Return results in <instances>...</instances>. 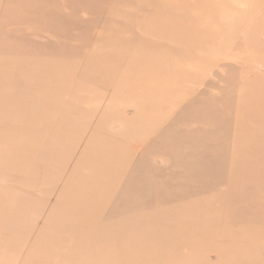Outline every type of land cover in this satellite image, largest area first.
<instances>
[{
    "label": "rangeland",
    "instance_id": "1",
    "mask_svg": "<svg viewBox=\"0 0 264 264\" xmlns=\"http://www.w3.org/2000/svg\"><path fill=\"white\" fill-rule=\"evenodd\" d=\"M223 4L230 8H223ZM263 5L264 0H0V84H3L0 85V117L5 118L0 119V249L3 247L0 250V260L3 261L0 264H25L32 247L30 264H40L41 260L49 264L55 260L57 264H124L128 259L134 262L136 258L133 256L138 252L145 257L148 255V264H159L170 254L167 247L184 242L192 243L196 248L201 247L199 252L185 254L188 259L193 258L200 264H219L221 253L229 256V259L222 261L223 264H235L233 246L247 244L239 235H249L252 231L264 235V229L254 223L264 222V158L257 157L264 156V93L261 94V91L264 92ZM180 7L184 10H179ZM171 8L176 10L180 18L186 19L185 22L179 18V22L174 24L176 26L171 25L173 30L167 29L170 28L167 22L173 20ZM229 11L235 14L227 13ZM199 12H202V16ZM210 14L213 17L208 20L210 17L207 15ZM201 18L202 22H206L205 25ZM238 21H241L239 29ZM224 24L229 26L225 27ZM164 25H167L166 28ZM223 26L228 28L227 33ZM230 36L237 40H230ZM219 37L221 40H218ZM174 40H178V44ZM161 67L168 71L167 75L156 74ZM195 68L198 72L194 71ZM185 75L196 79L183 81ZM127 77L133 80H127ZM135 79L139 80L136 82ZM2 81H7L10 86ZM119 82L124 87L117 85ZM144 84L145 87L154 88L147 95L156 98L152 104L138 97L142 91V88L139 91V86L144 87ZM130 90L139 93L134 92L133 95ZM113 91L117 96H113ZM103 93L105 97L101 96ZM151 93L156 97H151ZM115 104L119 106L115 108ZM158 105L166 108L174 106L171 108L172 114L169 116L165 113L170 111H162L163 117H158L136 109L137 106L153 109ZM81 107L87 110L84 112L87 115L82 113ZM123 120H126V125ZM151 121L163 124L161 129L154 130V135H158L156 146L150 144L154 140L144 142L128 139L137 130L138 133L142 130L151 131L153 128L148 125L154 124ZM60 122L64 127H61ZM94 123L105 132H111L109 136L108 133H102L104 131L100 132ZM134 125L137 128L135 132ZM20 126L23 131L19 129ZM76 126H79L78 130ZM128 127L133 129L129 130ZM165 129L167 133L163 136L161 130ZM100 141L105 145L100 144ZM160 143L170 148L162 151L169 157L157 152ZM118 144L127 149L129 155L123 160L125 163L131 162V168L129 164L126 166L129 168L125 167V170L128 169L127 174L124 170L125 177L114 187L116 193L126 187L124 194L128 195L122 194L125 198L122 199L117 193L113 195L114 199L104 194L101 203L107 200L105 203L109 202L113 206L106 207L108 211L106 208L104 210L107 212H101L102 206L100 208L97 205L94 209L88 206L96 197L94 189L81 197L80 201L83 202L76 210L71 205L73 199L67 193L69 190L75 192L83 184L73 180L75 168L85 156H89L87 152L116 147ZM13 162L15 166L12 167ZM27 167L30 171L26 174ZM149 183L151 186L154 184V188ZM86 184L89 189L95 186L89 181ZM156 187H160V190ZM123 203L129 205L125 207ZM115 206L119 209H114ZM121 206H124L123 209ZM129 206L133 216L141 214L143 217H157L155 221L160 225H168L169 238H159L158 243L156 240L151 247L144 249L140 243L148 238L147 233L153 229L155 221L151 224L148 220H134L128 224L124 217H116L114 222H108L111 216L114 215V218L121 210L129 212ZM94 212L102 213V217L95 219ZM176 212L178 215H175ZM87 215L94 221L90 225L82 223L78 226ZM111 229L115 231L114 235L109 231ZM108 233L111 235V245H104L101 238H107ZM26 235L30 236L29 239ZM48 237L60 242L56 252L48 246ZM20 241L21 247L18 245ZM127 241L130 243L127 244ZM48 250L50 252L46 254ZM81 255L84 261L78 260ZM244 255L251 257L247 259V264H264V240Z\"/></svg>",
    "mask_w": 264,
    "mask_h": 264
},
{
    "label": "bare ground",
    "instance_id": "2",
    "mask_svg": "<svg viewBox=\"0 0 264 264\" xmlns=\"http://www.w3.org/2000/svg\"><path fill=\"white\" fill-rule=\"evenodd\" d=\"M229 1H231V0H229ZM242 1V0H241ZM222 2V1H221ZM235 2V1H234ZM231 3V2H230ZM240 3V2H239ZM254 3V2H253ZM255 3H256V1H255ZM236 4H237V2H236ZM193 5V4H192ZM207 5H208V3H207ZM238 5V4H237ZM181 6V5H180ZM228 6V5H227ZM226 6V4L224 5L223 4V8H230V6L229 7H227ZM241 6V5H240ZM264 6V5H263ZM165 7V6H164ZM188 7H190V6H188ZM165 8H167V10L169 9V7H165ZM181 9H179V10H182L183 8L182 7H180ZM191 8V7H190ZM232 8V7H231ZM222 9V8H221ZM184 10V9H183ZM182 10V11H183ZM186 10V9H185ZM191 10V9H190ZM222 10H224V9H222ZM221 10V11H222ZM228 10V9H227ZM170 11H171V13L173 14H171L172 16H173V20L170 22V21H168V20H166V21H168L167 22V25H164V27L165 26H167V27H169V24H170V28H167V29H172L171 28V25L173 24H176V23H178L179 22V16L177 15V12H176V10H172V8L170 9ZM220 11V12H221ZM225 12H226V10H224ZM224 11H222V12H224ZM189 12V11H188ZM192 12V11H191ZM204 12V11H203ZM205 12H207V11H205ZM233 12V11H232ZM231 11H229V12H227V13H232ZM234 12H236L235 10H234ZM233 12V14H235ZM193 13V12H192ZM200 13V12H199ZM202 13V12H201ZM200 13V14H201ZM204 14V13H203ZM207 14H208V12H207ZM236 14H238V13H236ZM211 15V14H210ZM207 15V17H210V18H208V20L209 19H211V17H213V15ZM200 16V15H199ZM201 16H202V14H201ZM229 16H231V15H229ZM243 16V15H242ZM198 17V16H197ZM234 16H232V18H233ZM238 17V16H237ZM169 18H172L171 16L169 17ZM176 18V19H175ZM180 19H183L182 17L180 18ZM198 19V18H197ZM205 19V18H204ZM214 19V18H213ZM170 20V19H169ZM184 21L186 20L185 18L183 19ZM201 20V22H202V18L200 19ZM221 20H223V19H221ZM233 21H234V19H233ZM186 22V21H185ZM190 22V21H189ZM192 22H195V21H192ZM198 22H199V20H198ZM235 22V21H234ZM239 22V21H238ZM197 23V22H196ZM203 23V25H205V23H204V21L202 22ZM221 23V22H220ZM235 23H237V21L235 22ZM240 23H241V21L238 23V29H239V27L241 26L240 25ZM199 24H200V22H199ZM198 24V25H199ZM222 24V23H221ZM231 24V23H230ZM194 25V24H193ZM202 24H201V26H203ZM211 25H214V24H212L211 23ZM218 27H219V25L218 24H216ZM215 25V26H216ZM227 25V24H226ZM240 25V26H239ZM174 26H176V25H174ZM178 26V25H177ZM187 26V25H186ZM189 26V25H188ZM224 26H225V24H224ZM223 26V27H224ZM228 26H229V24H228ZM228 26H225V27H228ZM184 27H185V23H184ZM183 27V28H184ZM191 27V26H190ZM193 27V26H192ZM203 27H206V26H203ZM208 27V26H207ZM224 27V31L227 33L228 32V28H225ZM166 28V27H165ZM174 28V27H173ZM176 28V27H175ZM202 28V27H201ZM211 28V27H210ZM234 28V27H233ZM244 28V27H243ZM177 29H178V27H177ZM181 29H182V27H181ZM185 29L186 30H188V28H186L185 27ZM192 29V28H191ZM217 29V28H216ZM237 29V30H238ZM247 29V28H246ZM245 29V30H246ZM166 30V29H165ZM173 30V29H172ZM194 30H196V27H195V25H194ZM236 30V31H237ZM175 31V30H174ZM180 31V30H179ZM183 31H185L184 29H183ZM192 31H193V29H192ZM197 31H199L198 33H200L201 31L200 30H197ZM196 31V32H197ZM202 31H204V30H202ZM219 31V30H218ZM241 31V30H240ZM165 32V31H164ZM176 32V31H175ZM186 32H189L190 33V31H186ZM185 32V33H186ZM196 32H195V34H196ZM224 32V33H225ZM245 33H246V31H244ZM244 32H243V34H244ZM184 33V32H183ZM184 33V34H185ZM225 33V34H226ZM168 34H170V33H168ZM179 35H180V33H178ZM181 34H182V32H181ZM183 34V35H184ZM202 34V33H201ZM205 34V33H204ZM232 33H230V35H231ZM235 34H237V33H235ZM242 34V35H243ZM174 35H177V33L175 34L174 33ZM227 35V34H226ZM172 36H173V34H172ZM171 35L169 36V37H172ZM193 36V35H192ZM225 36V35H224ZM229 36V35H228ZM235 37H236V35H234ZM233 36V37H234ZM245 36H246V34H245ZM178 37V36H177ZM179 37H182V36H179ZM188 37V36H187ZM242 37V36H241ZM183 38V37H182ZM221 37H219L218 38V40H221L220 39ZM229 38H231L230 40H233V39H235V38H232L231 36L229 37ZM246 38V37H245ZM192 39V38H191ZM194 39H195V37H194ZM206 39V38H205ZM228 39V38H227ZM182 40V39H181ZM229 40V41H230ZM237 39H235L234 40V42L236 41ZM183 41V40H182ZM244 41V40H243ZM174 42H175V40H174ZM178 42V40H176V42L175 43H177ZM187 42V41H186ZM234 42H232V43H234ZM249 42V41H248ZM218 43H220V41L218 42ZM231 43V42H230ZM231 43V44H232ZM178 44V43H177ZM180 44H181V42H180ZM183 45V44H182ZM200 45V44H199ZM234 45V44H233ZM183 46H186V45H183ZM189 46H186V48H188ZM219 49V48H218ZM196 51V50H195ZM190 52V51H189ZM197 53V52H196ZM208 55V54H207ZM212 55V54H211ZM211 55H209V56H211ZM215 56V55H214ZM16 58V57H15ZM221 59V58H220ZM219 59V60H220ZM223 59V58H222ZM231 59V58H230ZM216 60V59H215ZM226 61H227V58H226ZM137 62V61H136ZM135 62V63H136ZM197 62H199V61H197ZM231 62H233V61H231ZM134 63V64H135ZM200 63V62H199ZM191 64H193V63H191ZM201 64H203V61L201 62ZM200 64V65H201ZM37 66H38V64H36ZM35 65V66H36ZM135 65H138V64H135ZM188 65H189V63H188ZM187 65V66H188ZM194 65H196V64H194ZM127 66V65H126ZM3 67V66H2ZM1 67V68H2ZM5 67V66H4ZM9 67V66H8ZM189 67V66H188ZM191 67V66H190ZM193 67V66H192ZM191 67V68H192ZM199 66H197L196 68H198ZM5 68H7V66L5 67ZM4 68V70H6ZM128 68V67H127ZM194 69V71H197L198 72V69ZM200 68V67H199ZM122 69V68H121ZM10 70H11V68H10ZM123 70H125V69H123ZM133 70V69H132ZM126 71H127V69H126ZM136 72V71H135ZM135 72H134V74H135ZM137 72H139V71H137ZM196 72V73H197ZM5 73V72H4ZM4 73L2 74V75H4ZM7 73V72H6ZM6 73H5V75H6ZM263 73V72H262ZM8 74V73H7ZM10 74V73H9ZM140 74V73H139ZM156 74H158V75H163V76H165V75H167L168 74V71L166 70V69H164L163 67H161L158 71H156ZM10 75H12V74H10ZM76 75V74H75ZM139 76V75H138ZM5 77V76H4ZM7 77V76H6ZM9 77V76H8ZM7 77V79H9ZM122 76H120V79L122 80V78H121ZM76 78V77H75ZM126 78V77H125ZM140 79H141V76L139 77ZM1 79V78H0ZM119 79V80H120ZM123 79H124V76H123ZM128 79H130V80H133L132 79V77L130 78V77H127V80ZM189 79H196V77H194V76H188V75H185L184 77H183V81L184 80H189ZM10 80V79H9ZM44 80V79H43ZM74 80V79H73ZM129 80V81H130ZM137 80H139V79H137ZM137 80L135 79V81L137 82ZM11 81V80H10ZM9 81V82H10ZM17 81V80H16ZM46 81H48L47 79H46ZM116 81V80H115ZM123 81V80H122ZM125 82H126V80H124ZM129 81H127V82H129ZM3 82V81H2ZM7 82V81H6ZM6 82H3V83H6ZM13 82V81H12ZM142 82V81H141ZM14 83V82H13ZM22 83H23V81H22ZM78 83V82H77ZM2 84V83H1ZM0 84V85H1ZM8 84V82L5 84V85H7ZM15 84H16V82H15ZM82 84V83H81ZM112 84H114V83H112ZM117 84V83H116ZM120 82H119V84H117V85H119L120 86ZM142 85H143V82L141 83ZM163 84V83H162ZM3 85V84H2ZM9 85V84H8ZM19 85H20V83H19ZM83 85V84H82ZM123 84H121V86H122ZM130 85V84H129ZM142 85H140V86H142ZM145 85L146 84H144V87H145ZM10 86V85H9ZM86 86V85H85ZM139 86V91H141L140 90V88H142V91L140 92V94H139V96L138 97H141L142 99H145L147 102H152V100H155L154 98H150V97H148L149 95H148V92H151L152 90H154V88L152 89V87L151 86H146L145 88L144 87H140ZM122 87H124V86H122ZM1 88H3L2 86H1ZM15 88H16V86H15ZM83 88H84V86H83ZM114 88H116V87H114ZM126 88V87H125ZM179 88V87H178ZM181 88V87H180ZM262 88L264 89V87L262 86ZM4 89V88H3ZM2 89V90H3ZM7 89H9V87L7 88ZM10 89H12V88H10ZM66 89V88H65ZM113 89V88H112ZM112 89H111V91H112ZM129 89V88H128ZM13 90V89H12ZM25 90V89H24ZM23 90V91H24ZM27 90V89H26ZM25 90V91H26ZM31 90V89H30ZM72 90V89H71ZM122 90V89H121ZM126 90V89H125ZM156 90V89H155ZM179 91H180V89H178ZM21 91V90H20ZM40 91H43L42 89L40 90ZM66 91V90H65ZM83 91V90H82ZM85 91V90H84ZM115 91H116V93L118 94V90L117 89H115ZM120 91V90H119ZM127 91H129V90H126V92ZM132 90H130V92H131ZM136 90H134V92H135ZM139 91L138 92H135L136 94L137 93H139ZM157 91V90H156ZM169 91H171V90H169ZM173 91H174V89H173ZM176 91V90H175ZM6 92V91H5ZM134 92H131V93H133V95H134ZM183 92V91H182ZM7 93H8V91H7ZM72 93V92H71ZM101 93V92H100ZM105 93V92H104ZM104 93L101 95V96H103L104 95ZM112 94L114 93V91L113 92H111ZM116 93L115 94H113V96L114 95H116ZM120 93H121V91H120ZM120 93H119V95H120ZM125 93V92H124ZM264 92H262L261 91V94H263ZM111 94V95H112ZM121 94H123V93H121ZM161 94V93H160ZM176 95H177V93H175ZM181 94V93H180ZM6 95V94H5ZM71 96H72V94H70ZM69 95V96H70ZM118 95V96H119ZM124 95V94H123ZM123 95H121V96H123ZM133 95H131V96H133ZM148 95V96H147ZM155 96L154 94H152L151 93V97H153V96ZM157 95V94H156ZM184 94H182V96H183ZM43 96V95H42ZM50 96H51V94H50ZM70 96V97H71ZM112 96V97H113ZM117 96V95H116ZM159 96V95H158ZM172 96V95H171ZM181 96V97H182ZM45 97V96H44ZM47 97V96H46ZM103 97H105V96H103ZM156 97V96H155ZM180 97V98H181ZM80 98V97H79ZM140 98V99H141ZM165 98H166V96H165ZM179 98V99H180ZM36 99V98H35ZM38 99H39V97H38ZM37 99V100H38ZM53 99V98H52ZM62 99V98H61ZM124 99V98H123ZM148 99H149V101H148ZM159 99H161V98H159ZM158 99V100H159ZM179 99H176L177 101L179 100ZM28 100V99H27ZM26 100V101H27ZM85 100H87V99H85ZM174 101L175 102V105L174 106H176L177 105V101ZM249 100H250V98H249ZM76 101H78V100H76ZM115 101V100H114ZM143 101V100H142ZM168 101H170V98L168 99ZM28 102V101H27ZM38 102H41V101H38ZM65 102V101H64ZM116 102V101H115ZM144 102V101H143ZM173 102V103H174ZM61 103H63V99L61 100ZM119 103H120V101H119ZM141 103V102H140ZM150 103L148 104L149 106H150ZM172 103V104H173ZM27 104V103H26ZM40 104V103H39ZM66 104V103H65ZM68 105H69V103H67ZM152 104V103H151ZM159 104V103H158ZM68 105H66V107L68 106ZM79 105V104H78ZM116 105V104H115ZM154 106H156V104H155V102H154V104H153ZM160 105V104H159ZM158 105V106H159ZM8 106V105H7ZM69 106H71V105H69ZM72 106H73V104H72ZM117 106H119L118 104L115 106V108H117ZM146 106V105H145ZM174 106H172V107H174ZM248 107H249V105H247ZM62 107V106H61ZM79 108H80V106H78ZM172 107H164V106H159V107H157V108H153V109H149V108H147V107H144V106H137L136 107V109L138 110V111H143L144 113H147V114H151V116H153V115H155V116H162L163 117V114L162 113H160V112H162V111H165V112H169L170 111V113H165L166 115H169L170 116V114H172L171 113V108ZM78 108V109H79ZM62 109H64V108H62ZM81 109H82V113L84 114V112H87V110L85 111L82 107H81ZM114 109V108H113ZM130 109V108H129ZM9 110V109H8ZM67 110V109H66ZM84 110V111H83ZM136 110V111H137ZM74 111H75V109H74ZM110 111H112V109H110ZM109 111V112H110ZM61 112H62V110H61ZM77 112V111H76ZM13 113V112H12ZM65 113H67V112H65ZM69 113V112H68ZM75 113V112H74ZM14 114V113H13ZM60 114H62V113H60ZM63 114H64V112H63ZM93 114V117H94V112L92 113ZM84 115H87V114H84ZM103 115V114H102ZM11 116H13L12 114L10 115V117ZM36 116V115H35ZM119 117H120V119H122L121 118V116L120 115H118ZM6 118H7V116H6ZM9 118V117H8ZM12 118V117H11ZM16 118V117H15ZM46 118V117H45ZM0 119H2V120H4L5 118H4V116L3 117H0ZM10 119V118H9ZM9 119H7L8 121H9ZM14 119V118H13ZM13 119L11 120V121H13ZM17 119V118H16ZM15 119V120H16ZM41 119H43V118H41ZM40 119V120H41ZM106 119V118H105ZM109 118H108V116H107V120H108ZM115 119V118H114ZM161 119V118H160ZM250 119V118H249ZM65 120V119H64ZM107 120H105V122L107 121ZM189 120V119H188ZM190 120H191V118H190ZM11 121H9V122H11ZM67 121H68V119H67ZM66 121V122H67ZM80 121H82V120H80ZM96 121V120H95ZM104 121V120H103ZM121 121V120H120ZM155 121H158V119H155ZM155 121H151L152 123H154V124H148V125H150L153 129L151 130V131H145V132H143V130H142V132H137V131H139V130H137L136 131V133L135 134H133L132 133V135H131V137H129L128 139H133V141H136V140H141V141H144V142H146V141H148V139H149V141L150 140H154V142H150V144L152 145V146H156L158 143H157V141H158V139H156V137L158 136L157 134L156 135H154L155 134V132L156 131H154V130H159V129H161L162 127H163V124L161 123V122H157L156 124H155ZM170 121H173V120H170ZM48 122V121H47ZM54 122H55V120H54ZM57 122V121H56ZM66 122H64V124L66 123ZM75 122V121H74ZM73 122V123H74ZM76 122H78L77 121V119H76ZM100 122V121H99ZM125 122H126V120H125ZM124 122V120H123V124L125 123ZM166 122V121H165ZM14 123V122H13ZM16 123V122H15ZM52 123V122H51ZM61 123V122H60ZM70 123V122H69ZM81 123V122H80ZM79 123V124H80ZM87 123H88V121H87ZM101 123V122H100ZM104 123V122H103ZM127 123V122H126ZM126 123L124 124V125H126ZM49 124V123H48ZM56 124V123H55ZM62 125H61V127L63 126V123H61ZM90 124V123H89ZM97 123H94V126L96 125ZM53 125V124H52ZM83 125V124H82ZM101 125V124H100ZM103 125H105V124H103ZM51 126V125H50ZM96 126H98V125H96ZM95 126V127H96ZM16 127V126H15ZM55 127V126H54ZM64 127V126H63ZM72 127V126H71ZM70 127V128H71ZM138 128L140 127V126H137ZM143 127H144V125H143ZM148 127V126H147ZM147 127H146V129H147ZM172 127L173 128H176L174 125H172ZM75 128H77L76 130H78V128H79V126L77 127H75ZM85 128V127H84ZM98 128H99V126H98ZM101 128V127H100ZM99 128V129H100ZM105 128V127H104ZM130 127H128V129H129ZM134 131L133 132H135V129H137V128H135V125H134ZM132 127L130 128L131 130L133 129ZM20 130H21V126H20V128H19ZM63 129V128H62ZM72 129H74V127L72 128ZM107 129V128H106ZM129 129V130H130ZM140 129H142V128H140ZM143 129H145V127L143 128ZM6 130V129H5ZM8 130V129H7ZM81 130V129H80ZM93 130V129H92ZM92 130H90V131H92ZM101 130V131H100ZM100 130H98V131H100V132H102V131H104V132H102V133H108L107 134V136H109V134L111 133H109V132H105V130H103V129H100ZM149 130V129H148ZM14 132L16 131V130H13ZM13 131H11L12 133H13ZM21 131H23V130H21ZM83 131H86V130H83ZM108 131V130H107ZM7 132V131H6ZM17 132V131H16ZM61 132V131H60ZM73 132H74V130H73ZM75 132H77V131H75ZM161 132H163V136H164V133H167V129H165L164 131H162L161 130ZM160 132V133H161ZM8 133V132H7ZM19 133V132H18ZM58 133V132H57ZM59 134V133H58ZM61 134V133H60ZM63 134V133H62ZM61 134V135H62ZM7 135V134H6ZM6 135H5V137H6ZM18 135H20V133L18 134ZM70 135V134H69ZM68 134H67V136H69ZM8 136V135H7ZM57 136H59V135H57ZM111 136V135H110ZM119 136V135H118ZM174 136V135H173ZM9 137V136H8ZM12 137V136H11ZM65 137V136H64ZM120 137V136H119ZM161 137H162V134H161ZM16 139L15 140H17V137H15ZM18 138H19V136H18ZM117 137H115V139H116ZM160 138V137H159ZM8 139H10V138H8ZM67 139V138H66ZM107 139V138H106ZM110 139V138H109ZM112 139H114V138H112ZM164 139V138H163ZM12 140H14L13 138H12ZM24 140H27V139H24ZM68 140V139H67ZM72 140V139H71ZM117 140V139H116ZM20 143L21 142H23V140L22 141H20V140H18ZM29 141V140H28ZM28 141H27V143H28ZM74 141V140H73ZM112 141V140H111ZM3 142V141H2ZM10 142V141H9ZM30 142V141H29ZM75 142V141H74ZM16 143V142H15ZM31 143V142H30ZM100 144H103V145H105V143L103 142V141H100L99 142ZM23 144V143H22ZM25 144V143H24ZM15 145H18V143L17 144H15ZM28 145V144H27ZM42 145H43V143H42ZM60 145V144H59ZM66 145H68L67 143H66ZM109 145V144H108ZM5 146V145H4ZM3 146V147H4ZM26 146V145H25ZM24 146V147H25ZM44 146V145H43ZM65 146V145H64ZM71 146H72V144H71ZM70 146V147H71ZM76 146V145H75ZM78 146V145H77ZM85 146V145H84ZM113 146V145H112ZM22 147V146H21ZM87 147V146H86ZM134 147L135 146H133L132 148L134 149ZM163 147V148H162ZM28 148V147H27ZM69 148V147H68ZM67 148V149H68ZM72 148H74V147H72ZM131 148V149H132ZM170 148L168 147V146H162V144L160 143L159 145H158V150H157V152L161 155V156H163V155H166V156H168L169 157V155L166 153V152H162V151H164V150H166V151H168ZM171 149H172V147H171ZM25 150V149H24ZM71 150V149H70ZM70 150H68V151H70ZM75 150V148L73 149V151ZM11 151V150H10ZM27 151V150H26ZM31 151V150H30ZM73 151H72V155H73ZM76 151V150H75ZM82 151V150H81ZM85 152V151H84ZM32 153V152H31ZM71 153V152H70ZM82 153V152H81ZM87 153H89V156L88 157H84V159H83V162L80 164V165H78L76 168H75V173H74V175H73V180H75V182H77V183H79V182H83V184H81L80 185V187L79 188H77V189H75V192H72V190H69V191H67V193H68V195L73 199V202L71 203V205H74V207L76 208V207H78L79 205H81L82 204V202L83 201H80L81 200V197L83 196V195H86L89 191H91V190H94V189H96V191H94V192H96V197H94L92 200H91V203H89L88 204V206L89 207H91V209H94V208H96V206L98 205V206H100V208H101V206H102V210H101V212H103V211H106L107 210V208L106 207H109V206H111V205H109L108 203V205L105 203L107 200H105V202H103V203H101V199H103L102 198V196H104V194H106V195H111V196H113V195H117V193H119L118 195H120L121 197H122V194H124V191H127V190H125L126 189V187L125 188H123V189H121V191H119V192H117L116 193V190H115V187H114V184H116L117 182H120L121 183V179H123V177H125L124 176V172L126 171V174H127V170H125V167L126 166H128V164H129V167H130V164H131V162L130 163H125V160H123L125 157H127L129 154H128V151H127V149L126 148H124L121 144H118V146H116L115 147V145L113 146V147H111V146H109L108 148L106 147V149H102V148H99V150L98 149H96V150H92V151H90V152H87ZM66 154V153H65ZM136 154V153H135ZM200 154V153H199ZM38 155V154H37ZM3 156V155H2ZM28 156V155H27ZM197 156V155H196ZM34 158H36L35 157V155L33 156ZM56 157H59V156H56ZM257 157L259 158V159H262V158H264V156H260V155H257ZM7 158H9V157H7ZM25 158V157H24ZM27 158V157H26ZM80 158V157H79ZM143 158V157H142ZM10 159V158H9ZM18 159V158H17ZM28 159V158H27ZM58 159V158H57ZM67 159V158H66ZM144 159H145V157H144ZM169 159V158H168ZM4 160V159H3ZM13 160H14V158H13ZM34 160V159H33ZM59 160V159H58ZM65 160V159H64ZM139 160H140V158H139ZM146 160V159H145ZM144 160V161H145ZM9 161V160H8ZM21 161V160H20ZM56 161V160H55ZM170 161V160H169ZM1 162V161H0ZM6 162H7V159H6ZM58 162V161H57ZM61 162V161H60ZM59 162V163H60ZM168 162V161H167ZM173 162H177V161H173ZM5 162H3V164H4ZM14 163V162H13ZM13 163H11L12 165V167H13V165L15 166V163L13 164ZM36 163V162H35ZM65 163V162H64ZM0 164H2V162L0 163ZM17 164V163H16ZM19 164V163H18ZM39 164V163H38ZM63 164V163H62ZM66 164V163H65ZM64 164V165H65ZM143 164V163H142ZM171 164V163H170ZM8 165V164H7ZM67 165V164H66ZM169 165V164H168ZM8 166H10V165H8ZM10 166V168H12ZM18 166H20V164L18 165ZM18 166H16V167H18ZM23 166V164H22V162H21V166L20 167H22ZM44 166V165H43ZM60 166V165H59ZM15 167V168H16ZM39 167H41L40 166V164H39ZM39 167H38V169H39ZM46 167V166H45ZM44 167V168H45ZM58 167V166H57ZM129 167H126V168H129ZM8 168V167H7ZM59 168V167H58ZM61 168V167H60ZM131 168V167H130ZM17 169H19V168H17ZM27 171H26V174H27V172H29L30 170H29V168L27 167ZM34 169H36V168H34ZM42 169V168H41ZM47 170H48V168H46ZM176 169V168H175ZM13 170V169H12ZM12 170H10L9 172H11ZM32 170H33V168H32ZM37 170V169H36ZM125 170V171H124ZM39 171V170H38ZM181 171V170H180ZM15 172V171H14ZM18 172V171H17ZM16 172V173H17ZM49 172V171H48ZM178 172V171H177ZM43 173V172H42ZM46 173V172H45ZM19 174H21V173H19ZM23 174V173H22ZM125 174V175H126ZM131 174H133V173H131ZM144 174V173H143ZM180 174H181V172H180ZM183 174V173H182ZM184 174H188V173H184ZM23 175H25V174H23ZM8 176V175H7ZM26 176H28V175H26ZM29 176H30V174H29ZM46 176V175H45ZM44 176V177H45ZM49 176V175H48ZM155 176V175H154ZM31 177H33V176H31ZM51 178V177H50ZM148 178H150L149 176H148ZM152 178V177H151ZM150 178V179H151ZM43 179H46V178H43ZM131 179V178H130ZM156 179V178H155ZM158 180H160V179H158ZM164 180V179H163ZM163 180H161V182H164ZM45 181H47V179L45 180ZM49 181V180H48ZM47 181V182H48ZM92 182V183H94L95 184V186L92 188V189H89L88 187H87V184L86 185H84L86 182ZM152 181H153V179H152ZM172 181V180H171ZM125 182H126V180H125ZM128 182V181H127ZM150 182V181H149ZM154 182V181H153ZM152 182V183H153ZM156 182V181H155ZM49 183V182H48ZM112 183H113V186H112ZM138 183V182H137ZM172 183V182H171ZM50 184H52V183H50ZM54 184V183H53ZM146 184V183H145ZM162 184V183H161ZM161 184H160V186H161ZM166 184H167V182H166ZM170 184V183H169ZM138 186L140 185V183H138L137 184ZM149 185H150V183H149ZM153 186H151L152 188H154V184H152ZM171 185V184H170ZM116 186V185H115ZM120 186V185H119ZM142 186V185H141ZM163 186V185H162ZM174 186V185H173ZM33 187H34V185H33ZM54 187V186H53ZM66 187V186H65ZM140 187V186H139ZM171 187V186H170ZM55 188H56V186H55ZM157 188V187H156ZM160 188V187H159ZM159 188H157V189H159ZM174 188V187H173ZM176 188V187H175ZM3 189V188H2ZM141 189V188H140ZM156 189V190H157ZM117 190H118V186H117ZM160 190V189H159ZM159 190H158V193H160L159 192ZM0 191H1V188H0ZM153 191V190H152ZM152 191H149V192H151L152 193ZM176 191H177V189H176ZM179 192V191H178ZM71 193L72 194H74V196L73 195H71ZM148 193V192H147ZM156 193V192H155ZM161 194V193H160ZM51 195H52V193H51ZM125 196L126 195H128L127 193L126 194H124ZM159 195V194H158ZM108 196V197H109ZM115 196H113V198L115 197ZM132 196H134V195H132ZM131 196V197H132ZM152 196H150V198H151ZM164 197H166V196H164ZM41 199L43 198V197H40ZM46 197H44L43 199H45ZM134 197H132V199H133ZM135 198H136V196H135ZM148 198V197H147ZM146 198V199H147ZM149 198V199H150ZM153 198V197H152ZM155 198V197H154ZM157 198V197H156ZM159 198V197H158ZM157 198V199H158ZM180 198V197H179ZM115 199V198H114ZM113 199V200H114ZM118 199H121V198H119V196H118ZM122 199H125L124 197H122ZM165 199V198H164ZM203 199V198H202ZM10 200V199H9ZM54 200V199H53ZM128 200V199H127ZM127 200H125V201H127ZM6 201V200H5ZM103 201V200H102ZM117 201V200H116ZM133 201H136L135 199L133 200ZM153 201V200H152ZM161 201H164V200H161ZM53 202H56V201H53ZM59 202V201H58ZM61 202V201H60ZM111 203L110 204H112V200L110 201ZM114 202H115V200H114ZM124 202V201H123ZM128 202V201H127ZM100 203V204H99ZM116 203V202H115ZM120 203V202H119ZM122 203V202H121ZM120 203V204H121ZM128 203H131L130 201L128 202ZM137 203V202H136ZM157 203V202H156ZM167 203V202H166ZM118 204V203H117ZM116 204V205H117ZM124 204V203H123ZM125 204H126V202H125ZM124 204V205H125ZM133 204V203H132ZM131 204V205H132ZM141 204H143V203H141ZM159 204V203H158ZM115 205V204H114ZM129 204H127V205H125V207L126 206H128ZM163 205H164V203H163ZM112 206H113V204H112ZM111 206V207H112ZM120 206V205H119ZM134 206H136V205H134ZM139 206H143V205H139ZM158 206V205H157ZM162 206V205H161ZM122 207V208H121ZM120 208L121 209H123V207L124 206H121ZM133 207V206H132ZM163 207V206H162ZM255 208H258V205H255L254 206ZM53 208V207H52ZM106 208V210H104ZM138 208V207H137ZM157 208V207H156ZM163 208H166V206L165 207H163ZM163 208H158V209H162L163 210ZM262 208H264V205L262 206ZM13 210H14V208H12ZM27 209V208H26ZM33 210H34V208H32ZM31 209V210H32ZM37 209V208H36ZM54 209V208H53ZM99 209V208H98ZM114 209H119V208H117V206H115L114 207ZM134 209V208H133ZM139 209V208H138ZM137 209V210H138ZM27 210H29V208L27 209ZM30 210V211H31ZM76 210H77V208H76ZM108 211V210H107ZM106 211V212H107ZM29 212V211H28ZM32 213H33V211H31ZM30 212V213H31ZM34 212H35V210H34ZM113 211H111V213H112ZM139 212H140V210H139ZM150 212V211H149ZM155 212V211H154ZM153 212V213H154ZM180 212V211H179ZM6 213V212H5ZM29 213V214H30ZM43 213V212H42ZM57 213V212H56ZM55 213V214H56ZM95 213V212H94ZM105 213V212H104ZM119 213V212H118ZM141 213V212H140ZM139 213V214H140ZM173 213H174V211H173ZM178 212H176L175 213V215H178L177 214ZM8 214V213H7ZM26 214H27V212H26ZM54 214V213H53ZM133 213H132V211H131V214H130V206H129V212L128 211H126L125 212V210L123 211V210H121L120 211V213L116 216L115 215V217L113 218V216H111L109 219H108V222H111V221H113L116 217V219H120V218H122V217H124V221H127V223L128 222H133L134 220H141V222H144V221H146V220H148L151 224L155 221V219L157 218H155V217H150V216H148V217H143V216H141V214L139 215V216H133L132 215ZM135 214H137V213H135ZM5 215V214H4ZM12 215V214H11ZM52 215V214H51ZM111 215V214H110ZM142 215H143V213H142ZM160 215V214H159ZM89 216V217H88ZM94 217H95V219L96 218H101L102 217V213L100 214V213H98V212H96L95 214H94ZM118 217H120V218H118ZM123 219V218H122ZM164 219H167V217L166 216H164ZM8 221H9V219H7ZM11 220V219H10ZM98 220V219H97ZM94 220H92L91 219V217H90V215H87L86 217H84L83 218V221L82 222H80V221H78V222H80L79 224H78V226H80L82 223L83 224H87V225H90L92 222H93ZM114 222V221H113ZM168 222H171V221H168ZM52 223V222H51ZM107 223V222H106ZM105 223V224H106ZM112 223V222H111ZM254 223H256V224H258V228H261V229H264V222H262V221H256V222H254ZM46 224V223H45ZM48 224V223H47ZM128 224H130V223H128ZM180 224V223H179ZM49 225H51V224H49ZM53 225H56V223H54ZM114 224H112L111 225V228H112V226H113ZM132 226H133V224H131ZM131 225H128L127 227H130ZM44 226V225H43ZM46 226V225H45ZM52 226V225H51ZM60 226V225H59ZM108 227H109V225H107ZM147 226H149V225H147ZM152 226V225H151ZM170 226H172L171 224H170ZM176 226H177V224H176ZM9 227V226H8ZM61 227V226H60ZM85 227V226H84ZM104 227V226H103ZM150 227V226H149ZM5 228V227H4ZM3 228V231L5 230ZM7 228V227H6ZM116 228V227H115ZM117 228H119V227H117ZM142 228V227H141ZM168 228V225H166V224H162V225H160V223L158 222V221H155L154 222V224H153V229H151L148 233H147V236H148V238H144V241H141L142 242V244L139 242L140 241V237H138V242L140 243V245H143V247H144V249L145 248H147V247H151V244H153L156 240V243H158V239L159 238H164V239H166V238H169V234H168V232H167V229ZM171 228H173V226L171 227ZM47 230H49L48 229V227L46 228ZM94 229V228H93ZM100 228H98V230H99ZM104 229V228H103ZM109 229H110V227H109ZM120 229V228H119ZM86 230V229H85ZM98 230H96V232L98 231ZM105 230V229H104ZM113 229H111V230H109V231H112ZM156 230H157V232H156ZM102 231V230H101ZM118 231V230H117ZM116 231V232H117ZM128 231H130L129 229H128ZM134 231H135V229H134ZM137 231V230H136ZM6 232V231H5ZM51 232V231H50ZM113 232H115V231H112V233L111 234H113L114 235V233ZM120 232V231H119ZM140 232V231H139ZM138 232V233H139ZM2 234H3V232H1ZM81 233V232H80ZM95 233V232H94ZM102 233V232H101ZM128 234L130 233V232H127ZM93 234V233H92ZM96 234V233H95ZM99 234V233H98ZM97 234V235H98ZM116 234V233H115ZM119 234V233H118ZM117 234V235H118ZM103 236H104V234H102ZM106 235V234H105ZM143 236H144V234H142ZM141 234H140V236H142ZM27 237L29 236V235H26ZM116 236V235H115ZM127 236H129L130 237V235H127ZM142 236V237H143ZM241 238H242V240L243 241H245V243H247V244H245V245H235V246H233V251H234V258H233V260H234V263L235 264H247L246 262H248L247 261V259L248 258H251V257H246L245 255H244V253L246 252V251H248V250H254L260 243H261V240H264V235L263 234H258V233H254V231H252L251 232V234H249V235H245V234H241V235H239ZM26 237V238H27ZM30 237V236H29ZM29 237H28V239H29ZM109 237H111V235H110V233H108V237L107 238H101V235H100V238H101V240H102V243L104 244V245H107L108 243H109V241L111 242V240H110V238ZM113 237V236H112ZM121 237V236H120ZM141 237V238H142ZM2 238V237H1ZM114 238V237H113ZM112 238V239H113ZM123 238V237H122ZM4 239H6V238H4ZM94 239V238H93ZM130 239V238H129ZM135 239V238H134ZM11 240V239H10ZM95 240H96V238H95ZM121 240V239H120ZM123 240H124V238H123ZM126 240V239H125ZM142 240H143V238H142ZM9 241V240H8ZM97 241V240H96ZM96 241H94V242H96ZM117 241V240H116ZM130 241V240H129ZM129 241H127V244H128V242ZM136 239L134 240V242L136 243ZM7 242V241H6ZM46 242L48 243V246H51L50 248L53 250V252H56L57 250H58V248L60 247V242L59 241H57V240H52V238H50V237H48L47 239H46ZM46 242H45V244H46ZM94 242H93V244H94ZM137 242V243H138ZM220 242V241H219ZM3 243V242H2ZM26 243V242H25ZM29 243V242H28ZM44 243V242H43ZM115 243V242H114ZM130 243V242H129ZM18 244V243H17ZM16 244V245H17ZM20 244H21V241L19 242V246H20ZM110 244V243H109ZM125 244V243H124ZM7 245V244H6ZM5 244H4V246H6ZM27 245V244H26ZM97 245H98V242H97ZM100 245V244H99ZM98 245V246H99ZM111 245V244H110ZM116 245V244H115ZM114 245V247H116ZM130 245V244H129ZM136 245V244H135ZM21 246H23L22 244H21ZM20 246V247H21ZM38 246H40V245H38ZM90 246V245H89ZM102 246V245H101ZM128 248H129V246L128 245H126ZM7 247V246H6ZM13 247H14V245H13ZM19 247V248H20ZM103 247V246H102ZM111 247V246H110ZM113 247V248H114ZM127 247H122V248H127ZM10 248V247H9ZM112 248V247H111ZM127 248V249H128ZM141 248V247H140ZM1 249H3V247L1 246ZM0 249V250H1ZM33 247L30 249V251H29V253H28V255H27V262L25 263V264H30V261H29V259H31V255L33 254ZM116 249H118V246L116 247ZM125 250V251H127L128 252V250ZM130 249V248H129ZM133 249V248H132ZM139 249V248H138ZM167 249L170 251V254H169V256L168 257H166V258H164V259H162L161 260V262H163V263H159V264H168V263H170V264H200L198 261H196V260H194L193 258H186V255L185 254H191V253H195V252H199L200 251V249H201V247L200 248H196L195 246H193L192 245V243H187V242H184V243H182V244H179V245H177V246H174V247H167ZM9 249H7V251H8ZM100 250V249H99ZM114 249H112V251H113ZM140 250V249H139ZM156 250V249H155ZM154 250V251H155ZM2 251V250H1ZM7 251H4V252H6L7 253ZM13 251V250H12ZM60 251V250H59ZM186 251V252H185ZM3 252V253H4ZM11 252V251H10ZM9 252V253H10ZM49 252H50V250H48V251H46V254H49ZM61 253V252H60ZM62 253H64V252H62ZM61 253V254H62ZM116 253V252H115ZM114 253V254H115ZM134 253H137V252H134ZM155 253V252H154ZM220 253V252H219ZM21 254V253H20ZM98 254V253H97ZM121 253H119V255H120ZM127 254V253H126ZM157 254V253H156ZM155 254V255H156ZM6 255V254H5ZM67 255V254H66ZM132 255V254H131ZM158 256H161L160 254H157ZM171 255H173V257H171ZM185 255V256H184ZM219 255H221V259H220V262L221 263H219V264H223V262L222 261H225V260H227V259H229V256L228 255H222L221 253L219 254ZM3 256V255H2ZM57 256H59V255H57ZM100 256V255H99ZM116 256H117V254H116ZM121 256V255H120ZM123 256H125V255H123ZM218 256V255H217ZM1 257V256H0ZM41 257V256H40ZM118 257V256H117ZM126 257L128 258V256L126 255ZM147 257H148V255H147ZM147 257H145L141 252H140V254H139V252H138V254H136V256H133V258L135 259L136 258V260L134 261V262H130L131 260H126V262L122 259V261H124V264H148L147 262H149V260H147ZM155 257V256H154ZM154 257H152V258H154ZM171 257V258H170ZM219 257V256H218ZM2 258V257H1ZM15 258V257H14ZM82 258V255L80 256V259H78L79 261H84V259H81ZM98 258V257H97ZM102 258V257H101ZM113 258H115V256L113 257ZM124 258V257H123ZM143 258H145V259H143ZM152 258H149V259H152ZM220 258V257H219ZM219 258L217 259V262H218V260H219ZM56 259V258H55ZM89 259H91V258H89ZM105 259V258H104ZM121 259V258H120ZM124 259H126V258H124ZM92 260V259H91ZM114 260V259H113ZM1 261V260H0ZM3 261V260H2ZM1 261V262H2ZM39 261V260H38ZM54 261V260H53ZM52 261V262H53ZM56 261V260H55ZM55 261H54V263L53 264H57V263H55ZM87 261V260H86ZM90 261V260H89ZM93 261V260H92ZM114 261H116V260H114ZM133 261V260H132ZM154 261V260H153ZM105 262V261H104ZM120 262V261H119ZM17 263V262H16ZM92 263V262H91ZM95 263H96V261H95ZM108 263V262H107ZM152 263V262H151ZM10 264H11V262H10ZM36 264H38V263H36ZM40 264H49V263H46V262H44L43 260H41V262H40ZM52 264V263H51ZM86 264H88V263H86ZM98 264V263H97ZM106 264V263H105Z\"/></svg>",
    "mask_w": 264,
    "mask_h": 264
}]
</instances>
